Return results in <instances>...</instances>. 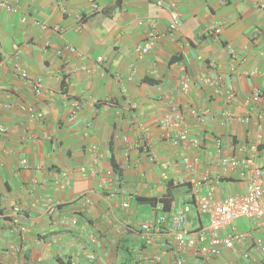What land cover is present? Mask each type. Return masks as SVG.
Here are the masks:
<instances>
[{
	"label": "crops",
	"instance_id": "crops-1",
	"mask_svg": "<svg viewBox=\"0 0 264 264\" xmlns=\"http://www.w3.org/2000/svg\"><path fill=\"white\" fill-rule=\"evenodd\" d=\"M0 2L16 9L0 7V264H176L172 207L190 205L188 228H206L195 188L222 201L264 184V9L253 0ZM152 24L160 38L141 58ZM233 160L245 165H223ZM158 220L160 234L142 231ZM230 229L247 234L235 250L184 264H259L264 222Z\"/></svg>",
	"mask_w": 264,
	"mask_h": 264
},
{
	"label": "built area",
	"instance_id": "built-area-1",
	"mask_svg": "<svg viewBox=\"0 0 264 264\" xmlns=\"http://www.w3.org/2000/svg\"><path fill=\"white\" fill-rule=\"evenodd\" d=\"M253 2L256 7L264 9V0H253ZM90 5L93 11H99V5L95 1H91ZM0 7L8 11H16L15 8L3 2H0ZM183 23V18L177 11L171 12V32L178 31ZM208 32L219 35L221 33V27H212ZM159 38V34L155 31V25L152 24L147 39L136 47L138 56L143 58L148 55L153 50ZM68 51L76 53L73 47H69ZM98 61L102 62L103 58H98ZM186 86L187 84H185V87ZM35 89L38 94L41 92L42 85L40 82L35 84ZM76 106L78 105L76 104ZM170 123V120L165 121L164 126L167 127ZM0 132H4V130L0 129ZM180 138L183 141H191L194 146L199 145V141L197 139H192L187 130L180 133ZM253 148L255 149L256 147ZM245 162L247 166L254 165L253 160H247ZM25 163L26 161L24 160L23 164ZM241 164L245 165L244 162L237 160L224 161L223 163V165H232L233 167H238ZM262 174V170L255 169L257 178H260ZM191 198L199 213L209 215V226L196 230L189 229L187 222L188 215L191 212V206L187 204L178 208H176V206L172 207L173 218L169 225V231L175 243L176 264H184L183 256L188 254L209 259L212 256H218L223 249L235 250L237 245L243 242L247 237L245 233H238L230 229L233 222L238 218L264 222V184L258 180L250 183L246 187L244 193L229 195L222 201L214 200L211 196L200 195L197 188L193 190ZM124 206L128 207V204H124ZM46 211L48 215H53L56 212V208L50 203ZM76 223L77 221H72V224L75 225ZM160 224V220L147 222L143 224L141 228L143 232L149 233L148 235H151V233L160 234ZM257 248L264 251V239L257 240ZM93 258L94 256L91 255L90 259Z\"/></svg>",
	"mask_w": 264,
	"mask_h": 264
},
{
	"label": "trees",
	"instance_id": "trees-1",
	"mask_svg": "<svg viewBox=\"0 0 264 264\" xmlns=\"http://www.w3.org/2000/svg\"><path fill=\"white\" fill-rule=\"evenodd\" d=\"M139 201L144 202V203L147 202L151 205L156 204L157 202H160V203L164 204V209L170 208L169 202H166V200H164V199H160L159 201L157 199H139ZM190 204H193V202L192 203L190 202ZM259 264H264V258L260 261Z\"/></svg>",
	"mask_w": 264,
	"mask_h": 264
}]
</instances>
